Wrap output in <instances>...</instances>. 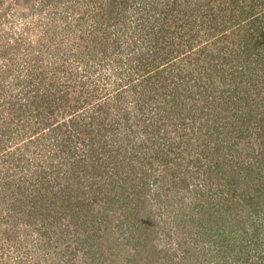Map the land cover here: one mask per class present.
<instances>
[{
    "label": "rangeland",
    "instance_id": "obj_1",
    "mask_svg": "<svg viewBox=\"0 0 264 264\" xmlns=\"http://www.w3.org/2000/svg\"><path fill=\"white\" fill-rule=\"evenodd\" d=\"M0 264H264V0H0Z\"/></svg>",
    "mask_w": 264,
    "mask_h": 264
},
{
    "label": "trees",
    "instance_id": "obj_2",
    "mask_svg": "<svg viewBox=\"0 0 264 264\" xmlns=\"http://www.w3.org/2000/svg\"><path fill=\"white\" fill-rule=\"evenodd\" d=\"M250 45H254V43H252V41H250ZM90 166V165H89ZM83 168L85 169V168H88V165H85V166H83ZM90 170H91V166H90Z\"/></svg>",
    "mask_w": 264,
    "mask_h": 264
}]
</instances>
